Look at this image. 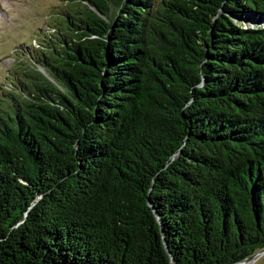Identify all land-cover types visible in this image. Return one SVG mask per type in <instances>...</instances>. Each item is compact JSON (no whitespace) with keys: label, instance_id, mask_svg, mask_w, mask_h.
<instances>
[{"label":"trees","instance_id":"1","mask_svg":"<svg viewBox=\"0 0 264 264\" xmlns=\"http://www.w3.org/2000/svg\"><path fill=\"white\" fill-rule=\"evenodd\" d=\"M60 9L0 81V264L262 249L264 0Z\"/></svg>","mask_w":264,"mask_h":264},{"label":"rangeland","instance_id":"2","mask_svg":"<svg viewBox=\"0 0 264 264\" xmlns=\"http://www.w3.org/2000/svg\"><path fill=\"white\" fill-rule=\"evenodd\" d=\"M67 0H0V81L15 60H21L34 39L45 35H56L63 23L55 19L56 12ZM28 42L23 48L22 43ZM248 264H264V252Z\"/></svg>","mask_w":264,"mask_h":264},{"label":"water","instance_id":"3","mask_svg":"<svg viewBox=\"0 0 264 264\" xmlns=\"http://www.w3.org/2000/svg\"><path fill=\"white\" fill-rule=\"evenodd\" d=\"M264 252V247L260 250H258L257 252H255L254 254H252L251 256H249L248 258L239 261L237 263L234 264H248L250 261H252L254 258H256L257 256H259L260 254H262Z\"/></svg>","mask_w":264,"mask_h":264}]
</instances>
